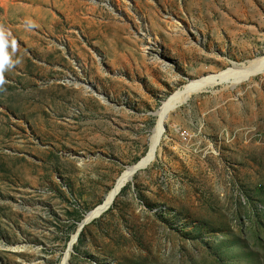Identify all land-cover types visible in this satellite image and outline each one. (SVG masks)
<instances>
[{
	"label": "rangeland",
	"instance_id": "rangeland-1",
	"mask_svg": "<svg viewBox=\"0 0 264 264\" xmlns=\"http://www.w3.org/2000/svg\"><path fill=\"white\" fill-rule=\"evenodd\" d=\"M263 57L264 0H0V264H264V75L171 112L76 242L175 93Z\"/></svg>",
	"mask_w": 264,
	"mask_h": 264
},
{
	"label": "bare ground",
	"instance_id": "bare-ground-1",
	"mask_svg": "<svg viewBox=\"0 0 264 264\" xmlns=\"http://www.w3.org/2000/svg\"><path fill=\"white\" fill-rule=\"evenodd\" d=\"M196 4V2H195ZM176 43V41H174ZM241 69V68H240ZM244 70L237 71H229L222 74H211L205 77L200 78L199 80H195L190 82L188 85L184 86L183 90L175 93L162 107L158 116V124L156 129L153 132V136L150 139V148L145 158H143L138 165L129 167L125 170V172L119 177L116 185L113 190L106 197L104 204L99 206L95 211L89 214L88 220L96 217L100 213L104 212V209L108 208L112 202L118 196L120 190L133 179L134 170L139 166L143 167L147 165V163L154 157L155 152L159 147L161 137L165 131V120L166 114L170 110H175L180 106L186 105L189 99L198 93H203L212 90L213 88L232 83L233 86H237L243 84L245 82L251 81L258 75H264V57L258 60L250 62V66L247 68H243ZM239 70V69H238ZM230 86V85H228ZM128 185V184H127ZM73 238V241H75ZM68 255V254H67Z\"/></svg>",
	"mask_w": 264,
	"mask_h": 264
},
{
	"label": "water",
	"instance_id": "water-1",
	"mask_svg": "<svg viewBox=\"0 0 264 264\" xmlns=\"http://www.w3.org/2000/svg\"><path fill=\"white\" fill-rule=\"evenodd\" d=\"M173 111H174V109H173V110H170V111L166 114V116H165V120H166V118L168 117V115H169L171 112H173ZM147 165H148V164H147ZM147 165H146V166H147ZM146 166H143V167H139V166H138V167L134 170L133 176H136V175L139 173V171L142 170V169H144ZM107 209L109 210L110 207H108ZM108 210H106V211H108ZM106 211H105V212H106ZM105 212L100 213L98 216L92 218V219L89 220V221L86 220V221L83 223V225L80 227V230H79L78 233H77V239H76V242H77V240H78V237H79V234H80L82 228H83L86 224L90 223L91 221H93V220L99 218V217H100L102 214H104Z\"/></svg>",
	"mask_w": 264,
	"mask_h": 264
}]
</instances>
